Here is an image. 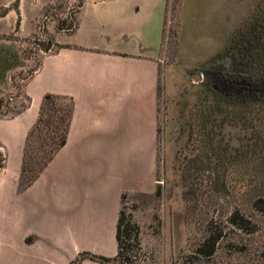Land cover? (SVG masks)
Segmentation results:
<instances>
[{
  "label": "rangeland",
  "instance_id": "obj_1",
  "mask_svg": "<svg viewBox=\"0 0 264 264\" xmlns=\"http://www.w3.org/2000/svg\"><path fill=\"white\" fill-rule=\"evenodd\" d=\"M15 0H0L13 7ZM81 0H17L0 18L23 54L68 32ZM159 49L156 184L123 201L138 264H264V0H166ZM14 16V17H13ZM17 32H13L15 20ZM30 48V50H28ZM56 46L50 47L53 52ZM21 99L11 102L17 105ZM238 210L242 227L228 222ZM221 231L215 253L193 251Z\"/></svg>",
  "mask_w": 264,
  "mask_h": 264
},
{
  "label": "crops",
  "instance_id": "obj_2",
  "mask_svg": "<svg viewBox=\"0 0 264 264\" xmlns=\"http://www.w3.org/2000/svg\"><path fill=\"white\" fill-rule=\"evenodd\" d=\"M166 0H82L76 25L53 40L22 84L29 105L0 116V264H67L80 252L111 257L122 192L156 184L157 78ZM4 18L12 8L4 6ZM14 10V9H13ZM15 12V10H14ZM14 17V16H13ZM0 95L32 66L20 39L1 37ZM72 97L65 143L17 191L25 135L42 94ZM31 237L30 241H26ZM79 264H101L84 258Z\"/></svg>",
  "mask_w": 264,
  "mask_h": 264
},
{
  "label": "trees",
  "instance_id": "obj_3",
  "mask_svg": "<svg viewBox=\"0 0 264 264\" xmlns=\"http://www.w3.org/2000/svg\"><path fill=\"white\" fill-rule=\"evenodd\" d=\"M13 4L12 9H17V5ZM82 3V0H81ZM80 3V5H81ZM79 5V6H80ZM5 8L0 16L5 13ZM76 25V19L73 24L72 30ZM19 28V20L16 19L13 27V32H17ZM4 38H10L18 40L19 38L14 34L1 35ZM35 42L38 51L42 54L47 53L50 47L56 46L57 49L64 45L56 43L53 38L48 37L46 40H36ZM30 50V48L28 49ZM20 51L23 58H32L29 54H23ZM33 59V58H32ZM38 62L34 66L29 67L24 71L13 72L9 75V82L11 91L6 94L0 95V116L11 117L29 105V97L25 96L21 92L22 84L31 76V74L37 69ZM20 80V81H18ZM259 82L264 86V75L259 77ZM158 78H157V90ZM264 93V87L261 88ZM11 98V100H9ZM17 99H21L17 105H11V102ZM264 100V99H259ZM74 102L71 96L65 94H54L46 92L42 94L37 109V114L34 122L28 129L22 147V154L20 160L19 173L17 177V191H21L26 188L39 174V172L50 161L55 152L63 146L67 136L69 123L73 112ZM4 154L0 148V169L3 167ZM128 192H122L120 195V207L118 210L116 224H115V241L116 252L111 257L97 255L89 252L78 253L67 264H79V262L88 258L97 261L101 264H138L132 260L131 257V239L136 238L137 232L133 234L128 229V219L125 216L123 210V201L125 200ZM253 206L257 210L264 209V198H257L253 202ZM231 225L236 227H242V222L245 219L239 214L238 210H233L229 213L227 219ZM221 231H207L203 238L199 241L194 248V252L200 259L210 258L217 248L219 241L222 239ZM31 237H27L26 241H30Z\"/></svg>",
  "mask_w": 264,
  "mask_h": 264
},
{
  "label": "built area",
  "instance_id": "obj_4",
  "mask_svg": "<svg viewBox=\"0 0 264 264\" xmlns=\"http://www.w3.org/2000/svg\"><path fill=\"white\" fill-rule=\"evenodd\" d=\"M18 81H20V80H18ZM9 100H11V98H9Z\"/></svg>",
  "mask_w": 264,
  "mask_h": 264
}]
</instances>
